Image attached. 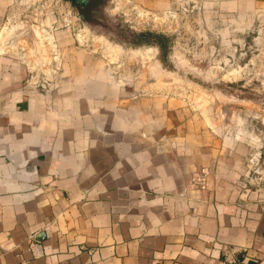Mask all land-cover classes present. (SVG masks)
<instances>
[{"label": "crops", "instance_id": "obj_1", "mask_svg": "<svg viewBox=\"0 0 264 264\" xmlns=\"http://www.w3.org/2000/svg\"><path fill=\"white\" fill-rule=\"evenodd\" d=\"M211 2L264 15V0ZM2 48L0 264H264V186L199 108L91 58L46 89Z\"/></svg>", "mask_w": 264, "mask_h": 264}, {"label": "rangeland", "instance_id": "obj_2", "mask_svg": "<svg viewBox=\"0 0 264 264\" xmlns=\"http://www.w3.org/2000/svg\"><path fill=\"white\" fill-rule=\"evenodd\" d=\"M211 1L147 9L112 0L113 20L91 15L102 22L95 28L79 26L73 0H0L2 52L29 63L50 90L73 58H91L126 90L180 96L239 150L243 182L264 186V15Z\"/></svg>", "mask_w": 264, "mask_h": 264}, {"label": "water", "instance_id": "obj_3", "mask_svg": "<svg viewBox=\"0 0 264 264\" xmlns=\"http://www.w3.org/2000/svg\"><path fill=\"white\" fill-rule=\"evenodd\" d=\"M89 2H93L96 5V9L95 8H91L89 11L87 10V13L89 15L86 14V6ZM105 3V4H103ZM73 4L75 5V8L77 9V18H78V22H79V26L82 27L85 25L87 27H89L90 25L95 27V28H100L102 27L101 24L103 20H113L114 16L113 14L109 11L113 8H115V6L112 4V0H73ZM103 4V5H102ZM102 8V11L99 9ZM96 19V20H101L100 23H97V21L92 19V16ZM42 232H38L37 234H35V237H38L39 235H41Z\"/></svg>", "mask_w": 264, "mask_h": 264}, {"label": "built area", "instance_id": "obj_4", "mask_svg": "<svg viewBox=\"0 0 264 264\" xmlns=\"http://www.w3.org/2000/svg\"><path fill=\"white\" fill-rule=\"evenodd\" d=\"M207 170L206 168L202 167L198 171H195L191 176L190 179L191 181L197 183L198 185L202 186L205 183V174ZM216 264H233L232 261H227V262H217Z\"/></svg>", "mask_w": 264, "mask_h": 264}]
</instances>
